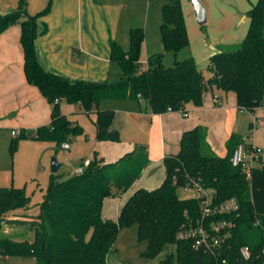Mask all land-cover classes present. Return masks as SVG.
<instances>
[{"label":"trees","instance_id":"16d2710c","mask_svg":"<svg viewBox=\"0 0 264 264\" xmlns=\"http://www.w3.org/2000/svg\"><path fill=\"white\" fill-rule=\"evenodd\" d=\"M26 4L27 0H20L16 10L0 13V34L12 25H20L24 73L27 82L38 88L51 105V122L31 135L19 132L12 140V151L20 139L54 142L60 148L82 134V129L62 113L63 101L81 104L88 114L95 109L97 139L115 143L120 141L119 132L112 129L115 113L98 108L106 99H144L153 113L162 114L169 108L185 110L188 104L199 108L206 92L219 89L234 92L238 106L250 113L262 105L264 0H258L249 11L250 25L243 42L236 47L222 46L210 57L207 78L193 58L175 60L167 67L160 53L150 55L146 68L140 70L145 31L142 27L131 28L128 50L114 40L109 43L110 60L122 70L116 83L71 80L45 70L36 56V39L38 21L48 14L52 3L35 15L27 12ZM162 17V46L177 55L189 46L181 0H166ZM242 143L244 138L232 135L227 142L228 154L221 157L208 143L206 127L185 132L180 151L164 159L166 176L162 184L153 190L137 189L123 205L117 221L102 218L103 201L128 192L141 176L150 163L146 147H136L112 164L95 155L82 174H52L36 216L28 213L30 198L23 189L0 188V226L29 223L35 230L32 241L0 238V256L33 257L36 264H110L120 229L137 225L139 239L148 242L143 254L148 259L173 245L181 264H222V260L229 264H264V166L253 169L248 178L232 165V154ZM194 187L208 191L215 204L235 199L239 205V215L231 217L234 225L221 254L196 251L191 241L177 238L184 225L197 222L200 216V199H181L177 193L180 188ZM244 246L251 251L249 261L240 258ZM172 263L173 256L168 255L159 264Z\"/></svg>","mask_w":264,"mask_h":264},{"label":"crops","instance_id":"0c3cea01","mask_svg":"<svg viewBox=\"0 0 264 264\" xmlns=\"http://www.w3.org/2000/svg\"><path fill=\"white\" fill-rule=\"evenodd\" d=\"M19 1L0 0V13L16 10ZM152 1L27 0L26 9L31 15L44 11L52 3L48 14L38 21L36 56L39 63L45 70L71 80L108 82L115 64L110 60V40L116 41L125 49L128 47L129 30L132 28L128 26V31H122L120 34L121 7H125L124 3L132 2L138 5L142 12L147 9L146 42L150 14L151 22L155 20L157 23L160 10L159 5ZM200 1L207 14L206 24L202 26L197 22L190 0H181L189 37V46L182 52L184 59L193 58L205 75L210 57L222 46L236 47L243 42L250 25L248 13L258 0ZM151 22L150 36L156 28ZM177 59L178 55H175V60ZM106 100L101 101L98 108L114 111L112 129L129 139L135 148L139 146L147 148L150 163L132 185L139 186L138 189L159 187L162 184L166 176L164 159L176 155L180 151L183 134L198 126L207 128V141L213 151L221 157L227 156V142L234 134L244 139L250 137L246 144L264 150V142L258 141L246 132L245 114L250 112L238 106L234 92L210 90L204 94L201 107L188 104L185 110L167 111L162 114L153 113L149 102L144 99ZM77 107L80 112L94 116L95 124V109L88 114L81 104L61 103L62 113L69 117L77 113ZM51 109V105L40 90L27 82L24 73L21 27L18 24L12 25L0 34V129L9 130L11 133L13 131L34 133L38 127L50 124ZM262 110L264 97L261 107L250 113L258 115L260 127L264 126ZM183 113H187L188 116L185 117ZM83 165L85 164H81ZM73 172L69 175H73Z\"/></svg>","mask_w":264,"mask_h":264},{"label":"rangeland","instance_id":"374dc122","mask_svg":"<svg viewBox=\"0 0 264 264\" xmlns=\"http://www.w3.org/2000/svg\"><path fill=\"white\" fill-rule=\"evenodd\" d=\"M152 2L159 5L160 10L158 12L157 23L155 20L151 22L150 14L148 41L146 40L141 55V70L146 68L148 56L157 54L156 52L164 55L163 61L165 66H173L175 63V54L161 48L160 27L163 21L162 6L166 3V0H153ZM124 4L125 7H121L120 34L122 31L127 32L128 26H131L132 28L142 27L145 29L144 31H146L147 9L142 12L138 5L132 2ZM150 22L151 24L156 25L151 36ZM126 36L127 35L125 34V37ZM129 48L130 35H128V47H126L125 50H128ZM157 49H160L161 51H154ZM184 50H186V48L178 52L177 60H184V52H182ZM121 73L122 70L120 65L115 63L108 82L114 83L119 81ZM204 76L206 78L209 76L208 71L205 72ZM77 108V113L72 115L70 119L76 123L83 132L69 141L72 144V147L69 150H64L61 147L57 148V145L54 142L37 141L27 138L17 140L14 151H12V140L18 135H13L9 130L0 129V188L23 189L26 195L30 198L31 204L28 213L31 216L39 214L40 204L44 200L45 193L50 183L52 161L54 158L57 160L58 164L61 165L58 173L64 174V177H67L73 172V169L80 167L83 163L86 164V162L92 160L95 155L103 158L106 163L112 164L135 149L132 142L120 133V141L117 143L98 140L94 124L95 117L88 116L84 112H80L79 107ZM262 113H264V110H262ZM245 115L246 132L249 136L255 137L260 142H264V126L260 127V123L255 124L254 122V118H257L258 115L250 113ZM28 134L31 135L32 133ZM245 138L246 140L250 139V137ZM138 187L139 186L134 185L128 192H120L119 194H117L118 191L115 190L114 192L117 195L106 197L102 206V218L105 220L117 221L123 205ZM144 188L147 190H153L157 187ZM177 193L181 199L197 198L199 196V190L196 187L189 189L180 188ZM2 237L32 241L35 237V230L29 223H5L0 226V238ZM147 248L148 242L141 240L138 237L137 225L121 228L115 241L114 248L110 254V264H159L160 261L165 259L168 255L173 256L172 264H181L177 259V253L175 246L173 245L168 246V248L157 257L150 259L145 258L143 255ZM0 264L36 263L33 257L0 256Z\"/></svg>","mask_w":264,"mask_h":264},{"label":"built area","instance_id":"2783aa9c","mask_svg":"<svg viewBox=\"0 0 264 264\" xmlns=\"http://www.w3.org/2000/svg\"><path fill=\"white\" fill-rule=\"evenodd\" d=\"M172 112V109H168ZM186 117L187 113H183ZM255 124L259 123V119L254 118ZM13 135L19 132L13 131ZM72 144L67 141L61 145L64 150L71 149ZM231 163L234 167L239 168L249 178L251 171L264 166V150L254 145L244 143L240 144L233 152ZM78 167L73 174H82L85 166ZM200 199V216L197 222H190L184 225L177 238L180 240H189L192 247L196 251H203L208 254H221L226 238L229 235V229L234 223L231 217L239 215V205L235 199L225 201L221 204L213 203L212 196L208 191L199 189ZM252 257L249 247L244 246L240 249V258L242 261H249ZM222 264H229L227 260H222Z\"/></svg>","mask_w":264,"mask_h":264},{"label":"water","instance_id":"95a60500","mask_svg":"<svg viewBox=\"0 0 264 264\" xmlns=\"http://www.w3.org/2000/svg\"><path fill=\"white\" fill-rule=\"evenodd\" d=\"M190 2L196 13L198 24L200 26L206 24L207 14L203 3L200 0H190ZM59 168H60V164H58L57 160L54 158L52 161V168H51L52 173L56 174L59 171Z\"/></svg>","mask_w":264,"mask_h":264}]
</instances>
